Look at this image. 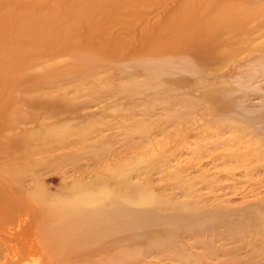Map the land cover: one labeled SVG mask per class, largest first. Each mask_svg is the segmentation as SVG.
<instances>
[{
  "label": "rangeland",
  "instance_id": "obj_1",
  "mask_svg": "<svg viewBox=\"0 0 264 264\" xmlns=\"http://www.w3.org/2000/svg\"><path fill=\"white\" fill-rule=\"evenodd\" d=\"M186 6L250 19L203 40ZM105 192L76 209L157 210L174 246L56 232ZM0 264H264V0H0Z\"/></svg>",
  "mask_w": 264,
  "mask_h": 264
},
{
  "label": "bare ground",
  "instance_id": "obj_2",
  "mask_svg": "<svg viewBox=\"0 0 264 264\" xmlns=\"http://www.w3.org/2000/svg\"><path fill=\"white\" fill-rule=\"evenodd\" d=\"M186 11H189V9L187 10V6L184 7L183 12L178 15L174 23L176 32H180L182 30L188 31L189 34L192 29H197L199 27V25L194 27V24L197 21L201 22L202 19L206 18L207 15L201 13H187ZM232 14H234L233 16L236 17H232L231 13H228L222 15L224 16L223 18L213 19L209 25H202L200 28H198L201 33V38H207L213 33H217V30L224 28V24L235 29H240L242 25L250 19V16L248 15H237L239 13ZM109 196H111L110 193H106L99 198H95L91 194L78 195L77 199L72 202L73 204L58 207L56 210L55 220L58 219L56 221L60 224L64 231L56 228V232H63L73 237L72 241H75L76 243L78 242L76 245L80 246L82 251H85L86 249L91 250L90 254L92 255H97V253L104 252L107 253L112 247L122 245L123 243H128L129 241H136L135 243H137L143 239L145 240L152 238L156 240V243L160 242L157 244L160 248H162V250H165L169 247L172 248L174 246L175 237L173 234H170V232L166 231L167 229L164 231L161 230L160 232L153 231L152 229L146 230L150 227L158 225L159 221L161 220L162 217L159 215L160 213L157 210L153 211L147 208L132 209L129 206L127 207L126 205H123L122 202L116 199L112 202L113 208H106L105 204H101L85 211L76 209L75 205L79 204H100L103 200H105V197L108 198ZM152 200L146 196H142L140 203L142 205L147 203L151 204L150 202L154 201ZM147 210L152 212L154 215L157 214L158 217H152L150 215L151 213H148L149 211ZM172 220L175 222L178 219L176 218ZM182 220L188 224H194L196 221L191 215L182 216ZM89 247L91 249H89Z\"/></svg>",
  "mask_w": 264,
  "mask_h": 264
}]
</instances>
